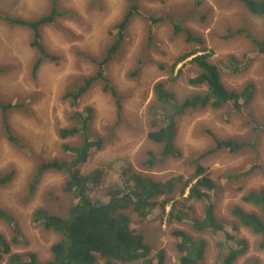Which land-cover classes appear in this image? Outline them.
<instances>
[{"label":"rangeland","instance_id":"obj_1","mask_svg":"<svg viewBox=\"0 0 264 264\" xmlns=\"http://www.w3.org/2000/svg\"><path fill=\"white\" fill-rule=\"evenodd\" d=\"M137 1L140 13L127 26L119 53L107 65L106 74L118 99L106 94L98 83L77 101L75 108L64 95L77 79L95 74V61L101 59L112 43L116 34L114 25L124 13L127 0H55L63 16L56 19V26L40 29L39 43L55 60L40 58L34 33L29 28L10 26L0 20V103L18 106L8 111L7 119L19 140V145L6 140L0 108V176L14 172L10 183L0 188V209L11 215L20 227L21 241L12 246L13 251H31L40 263L51 259V246L59 237L32 224L33 211L42 208L50 214L65 216L67 206L75 201L71 193L64 191L63 173L43 175L32 198L28 187L40 162L68 159L62 145L80 143L79 136L63 141L58 135L61 128L70 127L69 115L73 110L81 112L89 108L92 111L88 133L101 142L99 149L91 151L84 167L85 174L97 172L102 178L105 174L114 187L124 182L121 174L125 169L156 181L175 175L182 176L185 181L195 173L196 166L190 161L203 156L202 167L215 184V195H211L218 219L224 223L232 221L229 211L234 206L246 212H257L242 202L241 197L247 191L264 188V128L256 131L255 124L247 122V115L233 112L230 106L185 114L177 125L176 138V147L183 158L158 162L153 167L147 164V153H159L160 149L146 135L153 130L152 108H156V112L169 113L167 106L161 107L154 102L155 83H162L178 103L203 91L186 83L197 72L195 66L187 64L190 59L170 73V64L195 48L210 52V61L220 67L221 81L228 90L240 91L248 83L255 85L254 99L242 111L251 114L256 125L264 124V58L258 57L244 35L227 36L228 29H243L261 38L262 20L249 14L237 0ZM49 10V0H0V13L10 17L33 20L48 14ZM152 15L169 16L185 31L200 37L203 44H187L185 35L176 34L168 18L151 27L148 17ZM143 55L145 60L139 75L131 78L137 59H142ZM232 56L238 59L236 71L230 68ZM38 59L41 64L36 70ZM246 59L252 60L249 66ZM178 69L182 74L174 80ZM213 137L234 139L245 146L237 153L227 149L212 152ZM251 144L259 155L258 169L253 166ZM101 188L102 184L98 183L93 189L95 192L89 194L98 195ZM90 198L96 197L90 195ZM187 205L195 210L198 218L202 217L204 203L187 201ZM170 211L171 205H166L163 215L151 212L139 227L152 250L164 251V264H179L178 238L172 231L184 230L194 239L204 240V264H214L225 247V236L222 233L198 234L189 224H169ZM226 228L231 236L246 240L250 245L235 264H264V250L256 247V239L249 231L239 229L236 233L231 224ZM0 234L11 240L10 228L2 221ZM227 243L235 247L234 241ZM0 264H6V259Z\"/></svg>","mask_w":264,"mask_h":264},{"label":"trees","instance_id":"obj_2","mask_svg":"<svg viewBox=\"0 0 264 264\" xmlns=\"http://www.w3.org/2000/svg\"><path fill=\"white\" fill-rule=\"evenodd\" d=\"M237 1L249 14L262 20L263 34L260 38L243 29L235 31L228 29L227 36L235 38L244 35L257 52L258 57L264 58V0ZM137 2V0H127L128 5L124 13L114 25L116 34L112 43L105 50L101 59L95 61L97 66L95 74L77 79L71 89L65 93L64 98L70 100L73 108L76 107L77 101L98 83L102 84L106 94L118 99L116 89L111 85L106 74L107 65L119 53L125 40L127 26L140 13ZM49 4L48 14L37 19L25 20L0 13V20L10 26L29 28L34 33L35 46L40 53V58L55 60V57H49L39 44L40 29L45 26H56V19L63 16V13L61 14L57 10L55 0H49ZM165 17L169 19L176 34L183 33L185 35L187 44H203L200 37L185 31L181 24H177L169 16ZM167 18L152 15L148 17V21L152 27ZM150 34L151 29L149 30ZM211 57L210 52H207L205 48H195L180 55L170 64V73H173L179 64L184 66L190 59L187 64L195 66L197 72L186 83L191 87L203 90L186 97L179 103L175 101L173 94L165 89L162 83L154 84V102L161 107L167 106L169 113L156 112V108H152L151 116L154 120L151 122V126L153 130L148 132L146 137L158 145L160 150L159 153L151 151L147 153L149 166L153 167L156 163H163L169 159L180 160L183 158L182 152L176 147L177 125L185 114L193 111H203L207 108L219 110L230 106L233 112L240 113L241 111L247 115V122L249 125L255 124L256 131L264 128V124L256 125L251 114L244 113L245 110L242 111L253 101L256 93L255 85L248 83L240 91L228 90L221 81L220 67L210 61ZM140 58L136 61V66L130 75L131 78L139 75L145 55L142 59ZM40 62L41 59H38L35 63L36 70L41 64ZM90 62L93 61L90 60ZM229 62L233 71L239 68V65L236 64L238 62L236 57L229 58ZM251 62V59L245 60L247 66ZM181 74L182 70L178 69L174 80L178 79ZM17 107L13 104L0 103L2 130L6 140L13 145H19V140L10 129L7 113ZM117 109L120 110V107ZM155 112L158 113V116L155 115ZM91 113L89 108L83 109L81 112L79 110L71 112L72 115H69L71 124L68 125L70 127L61 128L58 135L63 141L79 136L81 137L80 143L74 146L62 145L68 159L54 158L50 161L40 162L29 183V195L32 198L43 175L48 172L63 173L65 174L64 191L74 196L75 202L67 206L65 216L50 214L42 208H38L32 213V224L51 231L59 237V240L51 246V259L40 263L37 255L31 251H13L12 246L21 241L20 227L11 215L0 209V221L8 225L11 233L10 241L0 234V263L6 259V264H164V251L154 252L139 227L151 212L157 211L163 215L166 205H171L167 220L169 224H189L198 234L222 233L225 236L227 240H225V247L218 253L214 264H235L239 258L246 254L248 246H250L248 241L231 236L226 228L229 224L236 233L239 229L249 231L256 239V247L264 250V188L247 191L241 197L242 202L250 205L257 212H246L240 206H234L229 211L232 221L222 222L215 213V204L211 195H215L213 193L215 184L206 169L202 167L203 156L190 161L192 166H196L195 173L185 181L179 175L171 176L164 181H156L125 169L121 174L122 177L124 176V182L114 187L103 173V178L97 172L85 174L84 167L91 151L101 147V142L97 140L98 137H92L88 133ZM213 141L212 152L227 149L231 153H237L245 146V143H239L234 139L219 140L213 137ZM250 147L253 151V166L258 169L259 155L252 144ZM13 175V171L1 175L0 188L10 183ZM98 183L102 184L101 191H97L98 195L89 194L95 192L93 189L97 187ZM90 195H95L96 198L92 200ZM53 198L57 200L55 197ZM187 201L204 203L201 218L196 216L195 210L187 205ZM172 235L178 238L179 264H204V240L194 239L189 232L184 230L172 231ZM229 240L234 241L235 247L227 243ZM246 264L255 263L247 262Z\"/></svg>","mask_w":264,"mask_h":264}]
</instances>
